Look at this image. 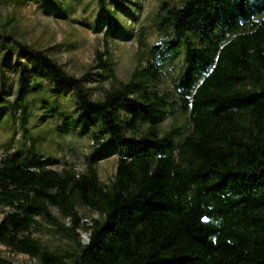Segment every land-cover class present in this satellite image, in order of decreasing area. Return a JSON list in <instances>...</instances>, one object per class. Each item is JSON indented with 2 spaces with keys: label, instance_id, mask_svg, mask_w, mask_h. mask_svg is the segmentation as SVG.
Instances as JSON below:
<instances>
[{
  "label": "trees",
  "instance_id": "trees-1",
  "mask_svg": "<svg viewBox=\"0 0 264 264\" xmlns=\"http://www.w3.org/2000/svg\"><path fill=\"white\" fill-rule=\"evenodd\" d=\"M154 25L157 41L129 81L118 78L106 38L96 67L109 82L97 94L14 33L1 37L7 54L22 46L35 61L23 67L12 104L23 121L27 94L44 76L76 102L77 115L58 128H81L96 143L82 171L47 167L33 142L0 158V206L8 208L0 243L12 252L39 264H264V0L163 1ZM181 54L171 99L157 82ZM177 111L185 125L176 116L165 127ZM106 137L121 148L110 184L97 164ZM80 204L100 217L85 223ZM40 217L75 242L73 253L33 235Z\"/></svg>",
  "mask_w": 264,
  "mask_h": 264
},
{
  "label": "rangeland",
  "instance_id": "rangeland-1",
  "mask_svg": "<svg viewBox=\"0 0 264 264\" xmlns=\"http://www.w3.org/2000/svg\"><path fill=\"white\" fill-rule=\"evenodd\" d=\"M163 1L181 5L183 0H0V158L7 153L26 149L33 142L40 149L49 168L61 169L65 165L85 168L87 157L96 143L92 136L78 127L60 130L64 115L75 117L77 106L71 89L44 76L38 77V85L27 94L30 101L28 120L22 119L23 109H14L19 78L25 65L32 66L34 59L22 48L7 54L1 48V37L14 33L23 44L45 52L56 59L66 70L85 77L95 88L108 86L107 80L98 75L97 50H104L106 38L112 61L119 79L129 81L142 64V52L157 41L154 16ZM115 19L111 29L109 12ZM109 30H111L109 32ZM184 55L168 62L157 82L161 93L173 96V77L179 72ZM184 124V117L177 111L168 113L163 124L170 127ZM121 148L108 137L104 139L97 161L100 180L110 184L115 176ZM78 209L85 223L100 217L98 212L84 205ZM54 212L63 220L61 213ZM8 208L0 206V221ZM40 223L32 228L51 249L74 252L75 242L63 231L40 217ZM83 243L89 233L81 231ZM0 264H39L37 259L24 253L12 252L0 243Z\"/></svg>",
  "mask_w": 264,
  "mask_h": 264
},
{
  "label": "water",
  "instance_id": "water-1",
  "mask_svg": "<svg viewBox=\"0 0 264 264\" xmlns=\"http://www.w3.org/2000/svg\"><path fill=\"white\" fill-rule=\"evenodd\" d=\"M88 241H89V239H88Z\"/></svg>",
  "mask_w": 264,
  "mask_h": 264
}]
</instances>
